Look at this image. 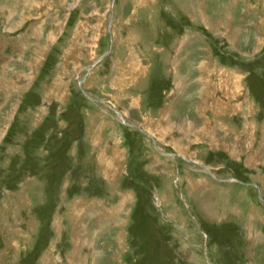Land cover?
Wrapping results in <instances>:
<instances>
[{
	"label": "rangeland",
	"instance_id": "374dc122",
	"mask_svg": "<svg viewBox=\"0 0 264 264\" xmlns=\"http://www.w3.org/2000/svg\"><path fill=\"white\" fill-rule=\"evenodd\" d=\"M182 39L200 91L208 46L242 74L257 126L250 138L231 118L233 151L195 130L179 153L135 123L151 121L138 108L123 114L111 85L137 47L163 103ZM223 80L210 94L240 93ZM87 108L122 140L118 166L97 163L109 144L75 150ZM0 264H264V0H0Z\"/></svg>",
	"mask_w": 264,
	"mask_h": 264
},
{
	"label": "crops",
	"instance_id": "0c3cea01",
	"mask_svg": "<svg viewBox=\"0 0 264 264\" xmlns=\"http://www.w3.org/2000/svg\"><path fill=\"white\" fill-rule=\"evenodd\" d=\"M183 39L177 41L171 49V60L169 61L171 85L163 103L161 89L156 86L157 82L154 79L150 83L146 81L147 65L145 58H141L144 55V49L139 46L137 47L138 51H136L138 52V58L136 60L133 59L132 65L127 67V72L121 73L122 76L116 75L114 77L115 82L114 84L112 83L113 86L111 85L113 89L118 88L119 91L128 94L129 104H131L128 106V114L125 111L124 113L121 111V108L123 110L124 108L118 104L119 100L112 98L113 100L110 103L120 110L125 117L127 115L129 117L130 108H138V111L144 113L145 118L148 115L151 120L148 121L149 123L145 120L143 122L136 121L135 123L139 127H146L152 133L154 142L164 141L166 144L169 143L179 153L192 154L195 130L201 135V140L206 142L209 147L222 150L229 148L233 151L236 147H232V144L227 143L229 142L228 140L232 139L222 138L232 134L231 137L235 141L236 132H241L240 128L235 129V124L231 118L237 116L242 119L241 124H244L246 128L249 127L247 129L250 138L252 128L255 129L257 126L253 100L250 96L243 94V88L239 84L242 74L234 67L221 65L214 60L211 55V48L208 46L209 56L202 58L208 67V74H206L205 78L208 87L200 91L199 80H197L199 72L195 70L198 61L193 60L190 51L191 45L183 44ZM195 71L197 75H195ZM125 73L128 75L127 78ZM193 74L195 77H192ZM221 80L237 83L234 85L236 87L233 88L236 90L240 87V93L237 96L227 95L222 91H218L219 88L217 87L214 92L215 95L210 94L209 89L213 87L211 82H221ZM135 83L138 86L141 84L142 87L146 83L148 85V98H151L148 103L146 102L147 112H142L145 111L142 107V102L146 101V99L143 98L142 93H138L135 90ZM195 84L198 85L196 92H194L193 88ZM215 87L213 90H215ZM84 115L86 117V120L84 119L85 129H83L79 141L75 142V150L80 148L81 152H88L90 155H94L97 150L102 148L99 144H109L112 146V152L110 155L106 153L97 155V158H99L97 163L118 166L124 156V150L120 146L122 140L117 136L118 134L114 135L113 131H107L106 135L103 134L107 128L112 127V124L107 120L99 123L95 122L94 115L88 108L85 109ZM195 116L198 117V122L195 121ZM206 130L210 133L209 137L204 136ZM127 131L130 130L127 129ZM166 140L167 142H165Z\"/></svg>",
	"mask_w": 264,
	"mask_h": 264
}]
</instances>
